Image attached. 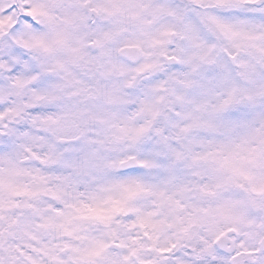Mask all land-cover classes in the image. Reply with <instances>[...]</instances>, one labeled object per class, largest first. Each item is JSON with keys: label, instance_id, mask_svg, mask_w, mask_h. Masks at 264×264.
Segmentation results:
<instances>
[{"label": "snow or ice", "instance_id": "6c2138e0", "mask_svg": "<svg viewBox=\"0 0 264 264\" xmlns=\"http://www.w3.org/2000/svg\"><path fill=\"white\" fill-rule=\"evenodd\" d=\"M0 264H264V0H0Z\"/></svg>", "mask_w": 264, "mask_h": 264}]
</instances>
